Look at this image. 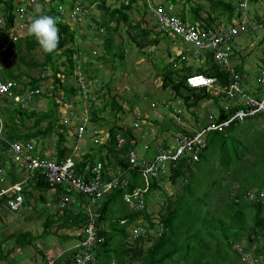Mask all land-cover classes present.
Segmentation results:
<instances>
[{
	"label": "trees",
	"instance_id": "16d2710c",
	"mask_svg": "<svg viewBox=\"0 0 264 264\" xmlns=\"http://www.w3.org/2000/svg\"><path fill=\"white\" fill-rule=\"evenodd\" d=\"M19 1L15 3V0H0V13L6 16L7 24L2 32L8 42L7 48L0 51V76L4 80H12L18 83L20 87L17 89L15 86L14 91H16V94L23 96L26 101H31V98L35 95L37 96L35 98L38 99L49 97V100L45 108L40 109L38 106H32V104L30 107H23L22 103L17 104L7 97L3 98L0 102L3 127L0 146L7 145L4 140L19 142L46 141L54 133H57L59 140L56 145V156L59 160H62L68 155L67 152L70 149L65 146L66 135L69 132L66 125L62 124V112L58 110L60 102L56 96L60 89H67L64 81L62 82V79L57 75L60 72L58 60L65 57L61 64L67 66V72L64 73L67 78H69V75H74L77 64L76 54L79 53V50H83V47L79 45L78 47L71 46L64 49L68 44L76 43L79 35L77 29L67 22L69 14L66 13V10L68 8L70 12L75 11L77 2L84 3V0H43L48 6L46 9H42L41 14L51 15L58 19L57 27L60 30V39L57 50L50 54L46 53L42 62L28 59L23 54L24 50L32 52L39 46L34 37L28 34L24 37L26 49L23 47V39L18 41L7 39L16 24L15 8ZM89 1L91 5L95 4L101 12L102 17L98 20L97 30L101 32L107 30V34L104 36L105 47L109 51L115 46L118 47L119 50L116 53L119 54L121 60L125 58L124 51L121 46L114 44V34L120 29L122 23L127 26L128 40L137 45L141 55L147 54L146 49L148 46L159 45L163 40H168L167 36L162 35L157 29L155 18L151 16V7L148 5V0H142L144 8L140 0H115L119 2V6L113 8L107 4V0ZM205 1L210 2V10L205 8L204 4L195 3L193 0H165L160 4L164 7L170 5L175 10V6L183 2V8L180 11L177 9L178 12L176 11L178 15L191 22L198 23L202 27H208L207 29L218 30L225 37H229L228 39L224 37L221 43H228L230 46L232 54L229 57L228 64L216 61L214 52L208 50L206 51V63L198 67V72L215 76L218 85L222 89L224 88V91L217 92L207 86L192 88L186 83V77L190 73L192 74L190 68L183 67L180 70H169V64L165 59L160 62L161 69L164 67L162 87L165 90H170L173 94L167 100L169 102H167V106L170 107L175 103H179L178 106H181L182 102L187 107L198 106L203 102H211V105L219 104L217 115H212L215 119H204L200 122L203 127H206L210 121H222L239 108L247 106L245 103L225 106L227 100L233 99L235 101L240 98L242 101L249 96L244 91L243 83L247 81L248 75L242 73L244 57L239 52L242 46L239 45L237 39L244 35L249 40H253L251 37H253L254 32L250 28L252 26L250 24L264 16V14L260 16L258 11L255 13L251 11L253 4L263 5L262 0ZM139 5H141V8ZM134 8L139 9V12L142 11L140 20L132 18L131 14ZM203 12L206 16L202 15ZM224 18H226L225 22L220 24ZM234 29L242 30L236 35V33H233ZM152 34L154 38H151ZM253 41L250 42L253 43ZM263 42L264 36L258 37L257 46L264 49ZM233 59L236 60L235 63H233ZM261 60L264 68V51ZM82 64L86 65L87 61H82ZM23 66L31 70L40 67L42 70L38 76H30L28 72L23 70ZM47 67L53 69V92L49 93L45 90L46 92L43 91L42 94L30 96L32 89L39 88L43 80H47L48 76H51ZM43 72L45 73L44 76H42ZM24 76H29L28 83L23 81ZM261 76L262 74L257 76L258 82H261ZM233 83L238 85L240 92L231 97L229 89ZM68 90L70 92L79 91L75 87H70ZM107 94L109 100L105 102L102 108L98 109L94 105L92 106L91 122L95 125L99 124L101 117L105 119L103 109L107 110L105 108L107 104L113 103V105L111 104V110L114 113L115 121L119 120L118 112L123 110V105L116 100L117 95H109V90ZM170 109L174 111L176 106L174 109L172 107ZM179 116H181L180 113ZM29 121H32L31 124L28 123ZM153 122L157 124L156 118ZM262 123L264 124V114L259 113L242 121L237 120L223 131H210L206 136L205 147L198 152L199 160L195 164H189L188 159L185 158L178 163L176 168L172 165L168 167V171L165 173L149 176L147 180L140 170L143 162L147 161L146 156H149L146 153L152 149V144L157 146L155 148L156 154L160 151H169L166 141L164 144L159 145L154 139L143 140L146 137L142 136V139H140L134 128L126 127L117 122L109 128V135H107L108 138L105 142H102L100 138H97V140L94 138L96 146L92 147L90 152L77 163L76 168L79 173H83L87 168H92L98 162H101L106 172L105 176L110 177L112 173H120L127 167L130 152L134 151L137 154L136 166L134 169L129 170L125 176L128 179L130 177L133 179L132 186L139 185V182L142 181V184L144 182L142 187L147 189L144 196L143 211L138 213L136 212L138 210L126 209L125 215L121 219L116 218L114 206L119 199H123V189L116 188L99 200L100 206H97V210L100 212V216L97 224L100 233L105 235L106 241L96 248L98 261L94 264H178L180 261L187 264H252L253 261L255 262L260 258L263 259V262L259 264H264V127L257 128ZM82 125L83 123H78L74 129L77 138L80 135L83 137L86 135V125L84 131L80 132ZM168 126L171 129V126ZM177 129L179 132H173L178 133L175 134V138L193 135L197 132V130L189 132L181 126H178ZM252 131L254 133L251 137L250 133ZM119 135L126 140L120 147L117 146ZM149 136L154 138L159 137V134L151 132ZM231 138H234V140ZM165 139L168 141V138ZM142 141L148 143L143 144ZM228 141L232 142L237 166L233 169H225V175L220 174L221 172L214 175L211 171L206 178L199 179L200 163L204 162L203 167L206 166L205 160L213 156L209 152L214 151L216 148H219L222 153L226 152L225 144ZM139 144L143 145L146 152L143 151V155L139 154ZM162 146L164 149H162ZM253 152H255L256 157L251 159L248 154ZM195 167H197V171H194ZM167 172L169 175H167ZM8 174L12 178L11 184L18 181L19 174L16 171L11 169ZM232 175H236L237 178ZM140 176L142 180H140ZM224 176L226 178H223ZM168 180L173 183L179 182L180 188L177 189L175 198L162 188L163 183ZM221 180L225 181L226 184L224 185ZM146 181H148L147 184H145ZM30 182L43 190L54 188L45 182L43 178L33 179ZM217 186H219V189ZM2 188H0V193ZM57 189L60 193H66V188L62 186ZM154 190L162 195L163 203L167 206V213L160 216L161 228L153 232L155 224L151 219V211L148 210L150 208L146 204V200ZM71 194L76 196L78 205L86 203V198L81 193L72 192ZM219 196H224L225 200L223 201ZM7 198V195H0V220L6 210L17 212L9 208ZM28 198L27 196L26 199ZM80 209L79 211L74 208L62 209L59 216L60 223L54 230L50 228L55 223L53 218H56V215H50L45 222V230L42 235L37 236L31 231L19 230L8 237L14 240L13 247L19 246L23 249L32 244L38 237L47 235H64L66 239H77L79 241L74 248L75 250L72 248L73 250H70L64 256L61 254L55 256V258L52 257L53 264H64V262H66L65 264H76L74 257L80 250L78 245L83 239V230L88 222L85 207ZM141 217L148 220V226L150 227L143 224L139 225L142 226L143 231L138 230L136 232L134 224V233H130L128 231L130 225L136 223ZM68 230L75 231L78 234L73 235L70 233V235ZM116 238L119 239L116 241ZM42 255V260L45 261L44 264H49L51 259L48 258V254L43 251ZM2 258L3 255L0 256V259ZM13 264H16V262Z\"/></svg>",
	"mask_w": 264,
	"mask_h": 264
},
{
	"label": "rangeland",
	"instance_id": "374dc122",
	"mask_svg": "<svg viewBox=\"0 0 264 264\" xmlns=\"http://www.w3.org/2000/svg\"><path fill=\"white\" fill-rule=\"evenodd\" d=\"M18 1L19 0H15V3H17ZM193 1L195 3L200 2L204 4L205 8L209 10L211 9L209 5L210 2H207L205 0H193ZM140 3L144 8V3L142 0H140ZM36 4H39L41 6L39 10H37ZM107 4L111 5L112 8L119 6V2L115 0H107ZM141 5H139L140 8ZM23 6H25L27 12L29 9V11H31V13L34 16H38L41 14L42 9H46L48 5L47 3L45 4L43 0H33L32 2H30L29 5H25V3H23ZM182 8H183V2H180L179 4H177V6H175L176 11L177 9L180 11ZM251 11L253 13L258 11L259 15L263 16L264 5L253 4L251 6ZM66 13L69 14V18L67 22L72 27L77 29L79 35L77 37L76 43L73 42L71 44H68L67 46L64 47V49L71 46L78 47L79 45L83 47V50H79V53L76 54L77 68H75L76 71L74 72V75L68 76L67 73V76L69 78H67L64 74L65 72H67L66 69L67 66L61 64L62 61L65 59V57L58 60L60 66L59 67L60 72L57 75L62 79V82L64 81V85L65 87H67V89H60L57 92L56 96L58 98L57 100L60 102V106L58 107V110L62 112L61 114L62 124L66 125L69 132L66 135L67 141L65 142V146L69 147L70 149V151L67 152L69 157H72L75 160H79L80 156L83 155V154L80 155L81 150L79 149H82L86 152L90 149V144L89 143L87 144L86 140H88L91 143L90 141L91 139L93 146H96L93 140L94 138L93 129L95 127H93L94 124L91 122V120L86 122L87 131L85 132V134L87 135V138L86 137L81 138L79 136L77 138L74 129L75 127H77L78 123L83 122L82 120H84L85 122L84 118H85L86 109L92 99L96 100L97 104H99L100 106L102 103V96L103 98H105V101L103 100L104 103L109 100L108 98L109 96L107 94L108 90L110 91L109 95H113V96L117 95L116 100H118L119 103L123 105V110L118 112L120 117L118 121H115L114 113L111 110V104L113 105V103L111 102L110 104H107L105 106L107 110L103 109L105 111L103 113L105 115V119L101 117L99 124H101L102 126L109 125L108 126L109 128L110 126L114 125L115 122H120L122 124H125L126 127H134V125H136L135 133H138L137 135L140 136V139H142L141 136L146 137L143 140L154 139L156 143L159 145L163 144L164 138L172 139L174 136H176L178 133H173V132H179L177 127L181 126V124H183L185 126L184 128H186L187 130L195 129L196 125L198 124L196 116H199L200 119H202L201 121H203L204 119H207L209 113H212L214 109L215 112L216 110H218L219 104L211 105V102H208L205 105H198L197 107H191V108L187 107L186 105H184L185 103L182 102L181 107L183 110L180 109L177 112V114H179L182 111L183 113L182 119L180 120L176 118L175 115H173V118L171 119L172 114L174 113L166 112L164 108H160V107L154 108L152 103H156L157 100L166 101L172 95L170 90L167 92L163 87L161 88L160 85L162 83V78L158 70L161 69V66L159 64V62H161V59H165L166 62L169 64L168 69H173V68L177 69L181 67L182 59L176 56L175 53L173 52V50L175 51V46H173L168 40H163L157 47L150 46L151 47L150 48L148 46V48H150L149 51H151V53L147 52V54H144V56L140 55L141 53L138 51L137 45L134 42L132 41L130 42L128 40L127 26H124V24L122 23L120 25V29L114 34L115 35L114 44L121 46L129 53L126 54V59L121 61L117 57L114 58L112 55V53L118 52L116 49H113L112 53H109L107 50H105L106 47L104 42V36L107 34V30H104L103 32L97 30L98 20L101 19L102 16L99 8H97L95 4L91 5L89 0H84V3L77 2L76 10L70 12L68 11L67 8ZM90 14L91 16H89ZM1 15L2 14L0 13V16ZM202 15L206 16L205 12H203ZM131 16L135 20H140V18L142 17V11L139 12V9L134 8ZM151 16H153V14H151ZM225 20L226 18H224L220 22V24L224 23ZM6 25L7 24L5 22L0 24V50H4V48L6 49L8 46V42L3 36L4 33L2 32L4 27H6ZM21 34L22 36L19 39H23L22 42H24L25 41L24 37L28 34V32L27 33L21 32ZM263 35H264V30H261L253 33V37L251 38H253L254 41L249 40L244 35H241L237 39L239 45L242 46L239 49V52H241V55L244 57L242 73L243 74L246 73L248 75L247 81L243 83V86L244 89L248 92L249 96L255 99H262L264 97V84L258 82L257 80V76L259 74H262V72H264L263 63L261 60L262 52L264 51V49L259 48V46H257L258 37H261ZM3 38L5 39V41ZM8 38L12 39L13 41L19 40V39H15L14 30H11L7 39ZM250 41H253V43ZM188 43L189 42L182 41V44L186 45L184 46L187 51L185 55V59L187 60L186 61L187 66H190L192 68V71L196 72L197 68L201 67L200 65L206 63L205 62L206 56L205 57L203 56V59L200 61L198 57L196 58L194 55H192V50H194L195 47ZM6 44L7 46L4 47V45ZM171 46H172V57H170L167 53V50ZM23 47L25 49L27 48L25 42L23 44ZM155 50L159 51V53L155 54ZM23 54L28 59L42 62L45 59L46 53L40 48V46H38L32 52L28 50L26 51L24 50ZM102 54H104L105 57H107V60L110 62L109 63L107 62L106 64H103L101 66L102 61H99L97 57ZM146 55L152 57V59L151 58L148 59V57H145ZM172 58L174 59L172 60ZM140 59H141V63L139 64L138 67V64H136V62L139 61ZM82 61H89L92 62L95 66H98L99 70H96L95 67H90L88 69L89 72L87 74V78L91 79L92 77L91 84L90 83L79 84V82L76 79V75L78 73H79L78 76L80 77L81 81L86 79V74L85 72L82 71V66H81ZM125 61L127 63H124ZM178 61H180L181 63ZM235 62L236 60L233 59V63ZM175 63L177 64V67L173 65ZM47 68L51 76H48L47 80H43L39 88H36L39 89L40 91L39 93H37V95L40 93L42 94V92L45 90L49 93L53 92V86H54L53 69L51 67H47ZM23 70L28 72L30 76H38L42 68L37 67L31 70L28 67L23 66ZM44 75L45 73L43 72L42 76ZM29 79H30L29 76L23 77V81L27 83L29 82ZM14 83L18 89L20 85L16 82ZM70 87H75L79 91L70 92L68 90ZM26 88L30 89L29 87ZM36 89H32V90H36ZM157 89L158 92L155 91ZM15 92L16 91L13 90L14 95L11 94L10 96H13L12 101L17 103L15 97L21 99L23 98V96L18 95ZM35 97L37 96L35 95L31 98V101H29V105L32 104V106L34 107L38 106L39 108L40 107L45 108V105L49 100V97H43L40 99ZM243 100L245 101V99ZM240 102L241 99L237 98L233 102V105H238ZM90 104L92 105V103ZM29 105L27 107H30ZM175 105L178 106L179 103H175ZM155 118L157 124L153 122ZM165 121H167L166 123L171 126V129L163 131V128H165L166 126L164 123ZM31 122L32 121H29L28 123L31 124ZM263 127H264L263 123L257 126L258 129ZM149 129L152 130L150 131ZM97 132L98 131H96V133ZM151 132L159 134V137L153 138L149 136ZM253 133L254 131L250 133L251 137ZM231 139L234 140V138ZM58 140H59V135L57 133H54L52 137H50L46 141L37 142L35 140H32L30 141V143H32L36 147V149L40 150L41 152L56 154L57 151L56 145L58 143ZM142 142L143 144L148 143L144 141ZM225 145L227 151L223 152L224 154L219 148H216L214 151L209 152V154H213V156L211 157L209 156L210 158H207L205 160L206 166L203 167V165L205 164L204 162L200 163L199 165L200 171L198 172V175L200 176L199 179L201 178L204 179V177L206 178V176L209 173H211V171H213L212 174L214 175L218 174L219 172H221L220 174L223 175L225 173V169L228 168L233 169V167L237 166L238 163L234 155L232 142L228 141ZM149 154H154V151H151ZM248 157L254 159L256 157L255 152L249 153ZM177 165L178 163L175 165V168ZM10 168L15 171H16L15 168H17V172H20L19 167L15 164H12L9 158L6 164V168L0 171V188L9 187L11 185L12 178L8 174V172L11 170ZM196 168L197 167H195L194 171H197ZM167 175H169V173ZM232 176L234 178H237L236 175H232ZM167 178L169 179V176ZM223 178H226V176H224ZM223 184L225 185L226 182L223 181ZM162 188L166 193H168L170 196H173L175 198V196L177 195L176 194L177 189L180 188V185L179 182L173 183L171 180H168L163 184ZM217 188L219 189V186H217ZM159 193L160 192H157V190H154L152 194L150 195L148 194L149 197L147 198L148 199L147 205L150 208L148 209L147 207V209L151 211V212L149 211L151 214V219H153V222L155 224L153 232L161 228L162 223L160 216L167 213V209H166L167 206H165V204L163 203L164 201L162 200V195H160ZM219 197L223 201L225 200L224 196H219ZM29 202H30V206L28 202H25L26 206H23L17 212L6 210L4 211V214H2V219L0 220V256L3 255V258L0 259V264H13L15 262L16 264H44L45 261L42 260L43 258L42 252L45 251L49 253L48 250L50 249V247L51 249H53L52 247H54L56 243H57L56 245H59V240L57 239L59 236L56 237L57 235L56 236L47 235V236H42L40 238L38 237L36 240L33 241L32 244H29L24 249L19 246L13 247V244L15 242L13 239L8 237L10 236V234L16 233L19 230H23V231H31L34 235L39 236L42 235L43 231L45 230L43 221L46 220V214H47L46 210H48L49 207L45 206L44 202L41 201V199H29ZM126 209H130L128 204L125 203L123 199H119L114 206L116 218L121 219L123 215H125ZM50 210H54V209L50 208ZM134 224H136L137 226L143 224L146 227H150L148 226L149 225L148 220L141 217L140 219L137 220L136 223L130 225L129 230L127 229L130 233L132 232V234L134 233ZM55 228L56 225H52L50 229L54 230ZM118 239L119 238H116V241ZM53 250L56 253V250L55 249ZM178 264H187V263H185L184 261H180L178 262Z\"/></svg>",
	"mask_w": 264,
	"mask_h": 264
},
{
	"label": "built area",
	"instance_id": "2783aa9c",
	"mask_svg": "<svg viewBox=\"0 0 264 264\" xmlns=\"http://www.w3.org/2000/svg\"><path fill=\"white\" fill-rule=\"evenodd\" d=\"M32 1L33 0L22 1L15 8L17 15V26L14 31L15 39H18L22 35L21 32L28 31L30 18L34 17V15L29 9V13L27 12L23 3L29 5ZM151 9L155 22L157 23V29L162 35L171 37L174 40V46L179 56L185 57L187 53L184 47L185 45L182 44V41H186L189 42V44L195 45V49L192 50V55L196 58L198 57V59H200V55L205 57V52L211 50L214 52L216 61L218 60L223 64H228L229 57L232 53L228 43L221 44L225 36L220 31L207 29L208 27L202 28L190 21L183 20L174 13L172 6H151ZM3 22L6 23L3 18L0 19V24ZM242 29H234L233 33L237 35ZM225 38L228 39L229 37ZM214 80V77L206 75L193 74L187 76V83L192 87L212 85ZM260 81L264 84V72L262 73ZM14 87L15 83L12 80H2V78H0V102L5 96L8 98L13 97L10 95H14ZM39 92V89L31 90L30 96ZM238 92H240L238 85L233 83L229 89V94L233 97ZM246 98L245 104H247V106L239 108L222 122H211L193 135L177 137L172 149L166 152L160 151L152 160L147 159V161H144L140 170L146 177V180L149 176L165 173L168 171V167L172 165L175 166L185 158L188 159L189 164H195V162L199 160L198 152L205 147L206 136L210 131H223L237 120L242 121L259 113L264 114V97L262 99H255L250 96ZM15 100L17 104L22 103L23 107L29 105V101L23 98L20 99L15 97ZM86 122L87 120L85 119L84 124L80 127L81 133L84 131ZM1 132L2 121L0 117V138H2ZM95 140H97V138H95ZM4 142H6L7 145L0 146V171L6 168L8 159L10 158L11 163L19 167L20 172H17V168H15L17 174H26L27 178L31 180L43 178L52 187L58 185L66 186V195L68 196L63 198L61 202L62 208H72L77 205L75 198H69L72 192H78L84 195L86 198L84 207L85 213L88 215V222L83 230V239L78 245L80 250L74 258L76 264L94 263L96 261V248L103 245L106 241L105 235L100 233L97 224L100 216V212L97 210V206H100L99 200H101L105 194L116 188H128L130 181L125 175L129 170L135 168L137 154L131 151L127 167L122 170L119 175L112 177L110 180H105L103 164L98 163L94 167L92 179L90 181H85L84 177L77 176L75 171L76 160L72 157H68L65 161L58 163L54 159L35 155V146L32 143L23 144L19 141L8 140H4ZM125 142V138L118 136V147L122 146ZM147 183L148 181H146V184ZM22 185V182H16L1 190L0 195L4 194L8 196L7 205L13 211H19L24 206V197L20 193ZM146 190V187H137L130 192H125L124 200L130 209L142 210L144 208ZM138 230L143 231L142 226H136V232H138ZM49 264H53V259L49 261Z\"/></svg>",
	"mask_w": 264,
	"mask_h": 264
},
{
	"label": "crops",
	"instance_id": "0c3cea01",
	"mask_svg": "<svg viewBox=\"0 0 264 264\" xmlns=\"http://www.w3.org/2000/svg\"><path fill=\"white\" fill-rule=\"evenodd\" d=\"M21 1V0H20ZM19 1V2H20ZM163 1H165V0H150V1H148V5H151V6H153V7H157L158 5H160ZM262 4L264 5V1H262ZM151 6H149V7H151ZM170 6V5H169ZM151 9V8H150ZM151 11V10H150ZM177 12H178V10H177ZM174 13L175 14H177L176 13V9L174 10ZM178 15V14H177ZM178 16H180V15H178ZM151 17V16H150ZM181 17V16H180ZM4 19L5 21H6V16H4V15H1L0 16V19ZM183 20H185V21H189V20H187V19H184L183 17H181ZM16 21H17V18H16ZM157 24V23H156ZM251 29L253 30V32H257V31H261V30H264V16L262 17V18H258L257 20H255L254 22H252L251 23ZM15 26H17V23L15 24ZM28 32V31H27ZM27 32H25V33H27ZM22 36V35H21ZM20 36V37H21ZM264 36V35H263ZM19 37V38H20ZM18 38V39H19ZM151 38H154V35L152 34L151 35ZM167 38H168V41L174 46L175 45V43H174V40L171 38V37H168L167 36ZM4 39V38H3ZM4 41H5V39H4ZM7 46V44L6 45H4V47H6ZM151 47H157L158 45H150ZM149 46V47H150ZM150 47V48H151ZM122 48V47H121ZM150 48H148L147 49V52L148 53H151V51H149V49ZM5 49V48H4ZM113 49H116V50H119V48L118 47H114ZM113 49H111V51H109L108 49H106L105 48V50H107L109 53H112V50ZM138 49V51L141 53V51L139 50V48H137ZM122 50L124 51V56H125V58L124 59H126V54L127 53H129L128 51H126L124 48H122ZM0 51H3V50H0ZM173 52L175 53V55L176 56H178V57H180L181 59H182V64H181V67H179V68H177L178 70H180V69H182L183 67H187V68H190V70H191V72H192V74L193 73H200V72H198V68H197V71L196 72H193L192 71V68L190 67V66H187V60L185 59V57H181V56H179L178 55V53H177V50H176V47H175V51L173 50ZM131 53V52H130ZM159 53V51H156L155 50V54H158ZM167 53H168V55L170 56V57H172V46L167 50ZM132 54V53H131ZM137 54H139V53H137ZM112 55H113V57L114 58H118L119 59V54L117 55V53L116 52H114V53H112ZM141 55V54H140ZM137 56V55H136ZM144 56V55H143ZM142 56V57H143ZM175 56V57H176ZM201 56V58L199 59L200 61L203 59V56L202 55H200ZM145 57H148V59H152V57H149V56H145ZM144 57V58H145ZM98 58V60L99 61H102L101 62V66L103 65V64H106L107 62L109 63L110 61H108L107 60V57H105V55L104 54H102V55H100V56H98L97 57ZM206 58V57H205ZM174 58H172V60H173ZM119 60H121V59H119ZM162 60V59H161ZM112 61V60H111ZM122 61V60H121ZM178 62H180V61H178ZM180 62V63H181ZM124 63H127L126 61L124 62ZM141 63V59L139 60V61H137L136 62V64H138V67H139V64ZM159 64H160V62H159ZM158 64V65H159ZM173 65H175V67H177V64L175 63V64H173ZM81 66H82V71L83 72H85V74H86V79L85 80H83V81H81V79H80V77L78 78V75H79V73L76 75V79H77V81L79 82V84H86V83H90L91 84V79H92V77H91V79H89V78H87V74H88V69L90 68V67H95L96 68V70H99L98 69V66H95L92 62H89V61H87V64L86 65H83L82 63H81ZM155 66V65H154ZM200 66H203V65H200ZM75 68H77L76 66H75ZM164 68V67H163ZM163 68L162 69H159L158 71H159V73H160V75H161V78H162V83H163ZM169 68V67H168ZM169 70H174V68L173 69H169ZM75 71H76V69H75ZM160 75H158V76H160ZM189 75H191V73L189 74ZM207 75V74H206ZM0 78H2L1 76H0ZM214 78L216 79L215 80V82L212 84V85H210V86H207L208 88H210V89H214V90H216L217 92H220L221 90L222 91H224V88L222 89L219 85H218V82H217V78L214 76ZM88 79V80H87ZM107 79H108V77H107ZM2 80H4L3 78H2ZM162 83H161V88H162ZM91 86V85H90ZM202 87H204V86H202ZM192 88H194V87H192ZM195 88H197V87H195ZM159 89V88H158ZM158 89L157 90H155L156 92H158ZM167 92L169 91V90H166ZM244 91H246L245 89H244ZM247 92V91H246ZM248 93V92H247ZM107 96V95H106ZM173 96V94L170 96V97H172ZM169 97V98H170ZM24 98V97H23ZM11 100H13V98H10ZM103 100L105 101V98H103V96H102V103H101V106L99 105V104H97V102H96V100H94V99H92L91 100V102L90 103H92V105L89 103L88 104V107H87V109H86V113H85V118L84 119H86L87 121H89V120H91L92 119V114H93V111H92V106L94 105V107H96V108H102L103 106H104V102H103ZM168 100V99H167ZM164 101V100H162V101H160V100H157V102L156 103H152V105H153V107L154 108H156V107H160V108H164L165 110H166V112H171V113H174V114H172V117H171V119L173 118V115H175L177 118L179 117V119L181 120L182 119V111H181V116H179V114L177 115L176 113L178 112V110H183L182 109V107L181 106H176V105H170V107L169 106H167L168 104H167V102L168 101ZM227 102L228 103H225V106H227L228 104H231V105H233V102H234V100L233 99H230V100H227ZM169 103V102H168ZM241 103H245V101L244 100H242L239 104H241ZM205 104H207V102H203V103H201L200 105H205ZM73 105V104H72ZM175 106H176V109L174 110V111H171V107L174 109L175 108ZM191 107H197V106H190L189 108H191ZM184 108V107H183ZM40 109H43V107H40ZM163 109V110H164ZM176 112V113H175ZM213 114H216L217 115V110H216V112H215V109L213 110V112L212 113H209V115H208V117H207V120H209V119H215V117L214 116H212ZM95 116V115H94ZM139 116V115H138ZM0 117H1V114H0ZM81 117V116H80ZM196 119H197V126L195 127V129H190V130H187V131H195V130H197V131H199V130H201L202 128H203V126L201 125V123H200V121L202 120V119H200V117L199 116H196ZM1 121H2V118H1ZM83 122V124H84V120H82ZM167 121H165L164 123H165V128H163V130H167V129H169L168 127V124L166 123ZM118 124H121L122 125V123H120V122H117ZM150 124V123H149ZM124 126H126L125 124H123ZM109 126V125H108ZM108 126H102V125H95L94 124V126L93 127H95L94 129H93V135H94V138H96V137H99L100 139H101V141L103 142H105V140L108 138L107 137V135H109V131H110V129H107V128H109ZM113 126V125H112ZM135 126L136 125H134V127H132V128H134V131H135ZM111 127V126H110ZM181 127H185L183 124H181ZM106 128V129H105ZM2 129H3V127H2ZM96 131H98L97 133H96ZM91 135H92V133H91ZM102 136V137H101ZM120 136V135H119ZM81 138L83 137L82 135L80 136ZM84 137H86L87 138V135H85ZM151 137H153V136H151ZM94 138H93V140H94ZM175 136L171 139H169L168 138V141L164 138V141H163V144L165 143V141L167 142V145L169 146V148L168 149H172L173 147H174V145H175ZM86 140V139H85ZM90 141H91V143L88 141V140H86V142H87V144L89 143L90 144V149L92 148V147H94L93 146V143H92V140L90 139ZM21 142V141H20ZM21 143H23V144H27V143H30V141H28V142H21ZM152 150H150L148 153H146L145 152V150H144V147H143V145L142 144H139V146H138V151H139V154H142L143 155V151H144V153H146V155H149V156H146L147 157V159H149V160H152L153 159V157L155 156V154H156V149L155 148H157V146L155 145V144H152ZM165 147H167V146H165ZM90 149L86 152V151H84V150H82V149H79V150H81V152H80V155H82V156H80V158H79V160H76V165H75V171H76V173H77V176H80V177H84V179H85V181H90L91 179H92V177H93V175H94V173H93V170H94V167L98 164V163H101V162H98L96 165H94V167H92V168H87V170L86 171H84L83 173H79L78 172V170H77V168H76V166H77V163L78 162H80L82 159H83V157H85L89 152H90ZM154 149V150H153ZM162 149H164L163 148V146H162ZM151 151H154V154H149ZM35 155H37V156H40V157H43V158H49V159H54V160H56L58 163H61V162H63V161H65L68 157H69V155H67L64 159H62V160H59L58 159V157L56 156V154H50V153H47V152H41L40 150H37L36 149V147H35ZM15 171V170H14ZM110 173V172H109ZM104 176H105V174H106V172L104 171ZM111 174V173H110ZM117 175H119V172L118 173H112V175L110 176V177H106L105 176V180H110L112 177H114V176H117ZM19 179H18V181H16V182H22L23 183V185H22V190L20 191V193L23 195V197L25 198L24 199V206H26L25 205V202H28L29 203V206H30V202H29V199H41V201H43L44 202V204H45V206H47V207H49L48 208V210H46V220L45 221H43L44 222V226H45V222L48 220L47 218L50 216V215H56V218H53L54 220H55V223H54V225H56V227L58 226V224L60 223V220H59V216H60V214L62 213V209H65V208H62L61 207V202H62V200H63V198L64 197H66V196H68V195H66V193H60V191H58V187L60 186H62V187H64V188H66V186H64V185H58V186H56V187H54V188H50V189H47V190H43V189H41V188H39V187H36L35 185L36 184H33V183H31L30 181H31V179H28L27 178V175L26 174H24L23 175V173H20L19 174ZM140 180H142V177L140 176ZM12 181V180H11ZM45 182H47L46 180H44ZM129 181H130V184H129V186H128V188L127 189H123L124 190V194H125V192H130V191H132L134 188H137V187H142L143 185H144V182H143V184H142V181L141 182H139L140 184L139 185H134V186H132V183H133V179H131V177H130V179H129ZM48 183V182H47ZM165 183V182H164ZM163 183V184H164ZM49 184V183H48ZM146 184V183H145ZM50 185V184H49ZM67 191V190H66ZM109 194V193H108ZM152 194V193H151ZM29 197L28 199H26V197ZM69 198H75V199H77L76 198V196H74V195H69ZM123 200H124V195H123ZM77 201V200H76ZM125 201V200H124ZM125 203H126V201H125ZM146 204H148V199L146 200ZM84 205L85 204H80V205H78V202H77V205L76 206H74V207H72V208H74V209H76L77 211H79V208H83L84 207ZM50 208H53L54 210H50ZM67 209L69 208V207H66ZM80 209V210H81ZM143 210H141V211H136V212H142ZM41 215H43V214H41ZM135 226H137L136 224H135ZM139 226V225H138ZM65 231H67V230H65ZM68 234H73V235H77L78 233L77 232H75V231H69L68 230ZM70 234V235H71ZM104 235V234H103ZM59 236V237H58ZM62 236V237H61ZM57 235L56 237H58L57 239L59 240V245H54V247H52L53 249H55L56 250V253H55V251L53 250V249H51V247H50V249L48 250V252L49 253H47L46 252V254H48V258L49 259H53V258H55V256H58V255H61V254H63L62 256H64L66 253H68L70 250L72 251L74 248H75V246H76V244L78 243V241L79 240H77V239H72V238H69V239H66L65 237H64V235ZM73 248V249H72ZM75 250V249H74ZM53 257V258H52ZM65 260V259H64ZM98 261V258L96 257V261L94 262V263H96ZM263 262V259H257L255 262L253 261L252 262V264H259V263H262ZM66 262H64V264H65ZM94 263H91V264H94Z\"/></svg>",
	"mask_w": 264,
	"mask_h": 264
},
{
	"label": "clouds",
	"instance_id": "9594fccd",
	"mask_svg": "<svg viewBox=\"0 0 264 264\" xmlns=\"http://www.w3.org/2000/svg\"><path fill=\"white\" fill-rule=\"evenodd\" d=\"M22 1H25V0H21L17 5H19ZM40 7L41 6L39 4H36L37 10H39ZM16 23H17V21H16ZM192 23H194V22H192ZM57 24H58V19L56 17L51 16V15L40 14L38 16H34V17L30 18V23H29V27H28V35L35 38V40L38 42L40 48L45 53L50 54V53L56 51L58 48L59 39H60V37H59V31L60 30L57 27ZM194 24L202 27L198 23H194ZM15 27L12 30L15 31ZM202 28H204V27H202ZM191 45H193V44H191ZM193 46L195 47V45H193ZM193 74L206 75V74H202V73H193ZM193 74H191V75H193ZM206 76H210V75H206ZM211 77H213V76H211ZM215 80H214V82H215ZM186 83H187V77H186ZM203 86H210V85H203ZM190 87H192V86H190ZM198 87H202V86H198ZM210 123H211V121H210Z\"/></svg>",
	"mask_w": 264,
	"mask_h": 264
}]
</instances>
